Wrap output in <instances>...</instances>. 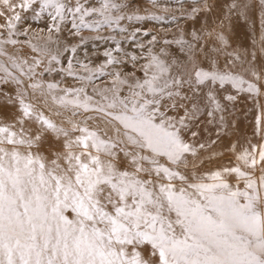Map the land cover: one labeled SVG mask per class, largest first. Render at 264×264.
<instances>
[{"label":"snow or ice","instance_id":"6c2138e0","mask_svg":"<svg viewBox=\"0 0 264 264\" xmlns=\"http://www.w3.org/2000/svg\"><path fill=\"white\" fill-rule=\"evenodd\" d=\"M0 6V57H6L0 85L15 86V95L0 94L18 113L0 120V264H264V111L255 121L261 142L239 151L230 167L199 171L208 145L196 143L199 132L192 130L204 115L223 128L222 100L264 95V69L250 67L247 79L229 67L240 57L225 52L222 34L209 50L196 31L191 41H175L183 59L169 61L164 49L151 48L146 57L129 55L117 36L101 33L118 30L135 40L141 29L129 32L122 21L163 17L125 14L127 5L116 0H0ZM29 11L47 13L49 40L70 25L79 44L89 30L114 47L91 66L77 58L79 44L52 52L21 42L16 37L27 30L17 25ZM21 43L36 53L30 60L5 50ZM125 62L136 70L117 67ZM45 73L71 77L77 86L45 82ZM101 77H108L102 86ZM29 90L45 104L51 100V116L29 100Z\"/></svg>","mask_w":264,"mask_h":264},{"label":"rangeland","instance_id":"374dc122","mask_svg":"<svg viewBox=\"0 0 264 264\" xmlns=\"http://www.w3.org/2000/svg\"><path fill=\"white\" fill-rule=\"evenodd\" d=\"M234 0H116V2L124 3L127 7L124 9L125 14H139L143 16L153 15L161 16L163 20H142V21H128L121 22L122 26L128 28L129 32L134 31L136 28H140L141 31L137 33L135 40L122 39V35L118 30H104L102 35H115L117 39H120L124 52L129 55L147 56L148 48H151L154 53L159 54L161 49L168 54L165 59L171 61L174 58L183 59V53L180 51V45L176 44L177 39L183 38L191 41V27L197 26L198 35L202 37V44L209 50L219 47L217 42V36L220 35L215 30H210L205 33L203 29H200L207 20L217 17L220 6L229 4ZM250 4L255 5L256 11L262 16L264 15V3L262 0H246ZM258 6V7H257ZM197 9L193 13L192 9ZM263 10V11H262ZM22 19L18 23L17 27L20 31L27 30V36H17L16 38L21 42L25 40L31 41L37 47L47 46L50 51L56 52L57 49L62 50L65 44H79V37L69 34L68 28L63 27L60 33H52L51 40H49V32L47 30L48 25L51 23L47 17V13L41 14L36 17L31 11L22 13ZM218 21V20H217ZM3 18H0V23H3ZM213 24V22H212ZM147 31L148 35L145 36L144 32ZM214 32V33H213ZM205 33V34H204ZM81 35L87 38L86 43L79 44L77 58L85 61H91V66H97L105 60L103 52L105 49H111L114 44L111 41L94 40L92 37L96 35L89 30H83ZM155 36L156 40L152 43V37ZM241 37L240 35L238 36ZM165 41H171L172 43H165ZM143 44L144 48H140L138 45ZM233 45V44H231ZM243 46H246L243 43ZM256 46V45H255ZM257 52L264 53L263 47H257ZM5 50L11 55H19L22 58L31 59L36 53L31 51V48L24 43L16 46L6 45ZM259 50V51H258ZM115 54V53H114ZM69 53H65L64 57H61L62 63L66 65V57ZM80 55V56H79ZM86 55V56H85ZM84 58H83V57ZM89 56H93L92 59ZM235 56L232 58L234 59ZM121 58H123L121 54ZM219 63L221 66L225 63V56H219ZM6 60V57H0V61ZM140 60L136 68L143 63ZM261 62V61H260ZM264 65V61L261 62ZM47 64V61H45ZM239 65V60L234 59L233 66ZM58 67V66H57ZM124 72H132L136 69L133 68L131 62H125L122 65L117 66ZM231 67V66H229ZM42 69H38V72ZM137 75L140 73L137 71ZM249 79L248 77H246ZM43 81L60 82L61 87L65 86H77V82L71 77H63L57 73H45L42 77ZM108 77H101L97 84L102 86V83H106ZM251 80V79H250ZM27 81H25V85ZM0 89L4 93L15 95V86H3L0 85ZM233 95L236 93L228 89ZM89 91H91L89 89ZM29 100L36 105L37 108L44 110L46 115H52L49 109L55 110V106L51 104L49 99L47 104L43 103V97L37 92L33 94L29 90ZM222 103L226 105L225 126L221 128L218 124H209L206 115L201 116L197 121L199 127L193 126V131H198L199 136L196 138V143H206L208 147L200 152L199 159H203L204 163L199 167V171L215 170L223 167H230L238 163L236 160V154L243 148L248 147L249 143L259 144L261 138L255 134L256 128V116L264 111V95L253 96L247 93H242L237 96L234 102H226L222 100ZM14 114L17 113L16 106L9 104L7 97L0 94V120L10 121ZM65 116H70V113H65ZM52 118L59 123V117L52 116ZM227 121V122H226ZM35 127V125H33ZM216 141V143H211ZM52 143V138H48V143L44 145L46 151L49 144ZM235 151L233 150V146ZM199 159L196 161L199 164ZM261 174L260 168L257 167L254 175L259 176Z\"/></svg>","mask_w":264,"mask_h":264},{"label":"bare ground","instance_id":"6f19581e","mask_svg":"<svg viewBox=\"0 0 264 264\" xmlns=\"http://www.w3.org/2000/svg\"><path fill=\"white\" fill-rule=\"evenodd\" d=\"M234 4L235 7H233ZM255 7V5H251L246 0H234L223 6L218 3L219 12L216 15L217 17H210L204 25L199 27L205 33L215 30L214 32H218L225 37L227 40L225 52L233 53L234 56L238 55L240 57L239 65L229 66L235 71L243 73L245 77H250L249 79H253V77L246 71L247 69L254 67L258 72L264 69V65L261 63L264 61V53L260 51L259 54L256 49L257 47L264 48V38H262L264 37V15L262 16V13L260 15ZM0 11H4L2 6H0ZM192 29L199 33L197 26L191 27V31ZM239 35L244 38H239ZM201 41L202 39L199 41L202 44ZM243 43L246 46H243ZM253 55L255 56L254 60ZM92 57L89 56L90 59Z\"/></svg>","mask_w":264,"mask_h":264}]
</instances>
